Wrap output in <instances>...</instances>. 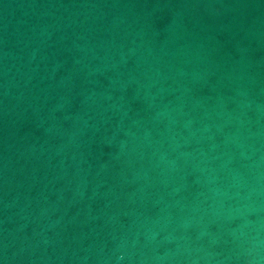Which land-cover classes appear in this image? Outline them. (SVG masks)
Masks as SVG:
<instances>
[{"label":"water","instance_id":"water-1","mask_svg":"<svg viewBox=\"0 0 264 264\" xmlns=\"http://www.w3.org/2000/svg\"><path fill=\"white\" fill-rule=\"evenodd\" d=\"M0 264H264V0H0Z\"/></svg>","mask_w":264,"mask_h":264}]
</instances>
